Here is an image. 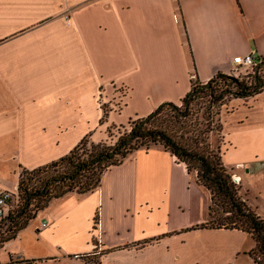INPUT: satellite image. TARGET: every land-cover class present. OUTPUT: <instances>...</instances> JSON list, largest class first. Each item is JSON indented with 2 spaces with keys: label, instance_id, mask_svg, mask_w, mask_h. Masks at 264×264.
<instances>
[{
  "label": "crops",
  "instance_id": "0c3cea01",
  "mask_svg": "<svg viewBox=\"0 0 264 264\" xmlns=\"http://www.w3.org/2000/svg\"><path fill=\"white\" fill-rule=\"evenodd\" d=\"M252 50L264 57V0H0V158L12 164L0 171V188L18 189L20 168L66 155L89 132L100 142L107 126L124 117H146L165 102L180 105L193 79L228 74L233 57ZM259 96L262 113L252 116L261 97L231 101L246 103L244 131L264 129V93ZM104 102L112 110L102 122ZM261 160L248 171L263 172ZM9 175L16 177L12 186ZM233 175L243 189V176ZM240 194L248 203L249 191ZM208 218L207 190L156 145L111 166L94 190L53 198L1 249L27 237L28 247L10 250L9 259L259 264L250 253L251 233L193 228ZM204 230L248 234L254 243L197 236Z\"/></svg>",
  "mask_w": 264,
  "mask_h": 264
},
{
  "label": "trees",
  "instance_id": "16d2710c",
  "mask_svg": "<svg viewBox=\"0 0 264 264\" xmlns=\"http://www.w3.org/2000/svg\"><path fill=\"white\" fill-rule=\"evenodd\" d=\"M245 71L254 73L253 80L250 77H234L221 72L206 83L193 79L191 89L182 102L190 109L192 103L205 93H208L215 103H222L228 97L246 99L261 93L264 88V85L260 88V84L264 83V57L253 71ZM222 83L233 84L236 89L223 88ZM180 110L176 103H162L150 115L131 119L132 129L122 135L114 145L95 143L91 140L90 133L59 159L32 170L23 168L18 182V196L9 205L10 210L6 218L9 222L6 229L9 234L0 233L3 243L1 247L5 242L16 238L30 220L36 217L37 212L45 208L53 198L71 191L87 193L94 190L100 185L104 172L111 166L121 164L133 151L141 147L149 148L153 143L162 144L179 161L185 163L190 173H196L197 182L211 192V218L193 228H236L251 233L256 247L250 253L259 264H264V218L242 198L240 182L224 166L221 155L209 145L201 144V140L199 142L196 139L195 143H189L163 126L160 118L164 113L170 111L180 117ZM107 115L109 114L105 110L102 122ZM156 122L159 124L155 125ZM217 130L222 132V123ZM87 144H91V147ZM36 177L41 178L39 185L32 182ZM216 205L229 215L213 217ZM30 263L31 260L25 261V264ZM6 264L22 262L12 261Z\"/></svg>",
  "mask_w": 264,
  "mask_h": 264
},
{
  "label": "rangeland",
  "instance_id": "374dc122",
  "mask_svg": "<svg viewBox=\"0 0 264 264\" xmlns=\"http://www.w3.org/2000/svg\"><path fill=\"white\" fill-rule=\"evenodd\" d=\"M228 75L234 77H240V78L250 77V79L253 80L252 78L254 73L247 72L241 69L239 71H230ZM263 85L264 83H261L260 88ZM221 87L223 88L230 87L231 89H236V86H234L233 84L227 85L222 83ZM261 93H264V88ZM261 93L254 96L256 99H259V97H261V99L254 101V107L250 108V112H251L250 116L256 115L257 113L260 114L262 113L261 107L263 106V101H262L263 96H259ZM233 99H234L233 97H228L222 103H215L211 99L210 95L208 93H205L202 94L201 97L198 98L194 103H192V107L190 109L187 108L185 104L182 102L179 105L182 116L177 117L172 112L167 111L166 113H164V115L161 116L160 119L163 126L167 128L168 131L172 132L174 135H177L181 139L183 138V140L189 143H195L196 139H198L199 142L201 140L200 142L201 144L205 143L209 145L216 153L221 155L223 164L227 168L229 173L234 174L236 172H240V174L243 176V181H244L242 182L243 189L240 188V192L244 194L246 191H249V195L245 197L248 200L249 206L255 209L256 212L261 217L264 218V171L263 172L257 171V173L254 174L253 172L250 173L248 171L252 163L256 161L257 158L264 159V129L259 132L244 131V129H242L241 122L246 120L245 115H247L248 108H246L247 106H245L246 103L243 102L238 103L237 101H235L234 103L231 102ZM104 103H105V107H104L105 110L108 112V114H110L112 110L111 103L110 102H104ZM218 109H220L219 115H218ZM105 117L106 118L104 119V121H109V115ZM131 119L133 118H130L128 120V117H124L123 122L121 123L114 122L109 126H107L105 131L106 139H103L100 142H105L109 145L116 144L122 135L129 133V131L132 129V123H130ZM220 123H222L223 126L222 132H219L217 130V127L219 126ZM156 124H159V122H156L155 125ZM88 134H90V132ZM87 145L88 147H91V144H87ZM156 145L163 146L162 144L151 143L149 148ZM141 148H146V147H141ZM240 161L243 162V165L237 164ZM261 161H262L261 166H264V160ZM11 167L12 164L10 162L5 163V161L0 158V171H2V173H4L3 171L10 170ZM19 170L20 172L22 171L21 168ZM193 173L196 175L195 172ZM238 177L240 178V176ZM5 178H6L5 179L6 183L12 186V184L14 183L13 180H15L16 177L14 178L13 176L9 175ZM19 178H20V173H19ZM40 181L41 178L36 177L32 182L34 183V185H39V183H41ZM206 190L209 195V205H210L212 203L211 192L208 189ZM71 192H77V191H71ZM216 208L217 209L214 210L213 217L216 218L219 216L223 217L229 215L226 212H224L220 206L216 205ZM6 217H8V215ZM6 217L3 218L0 222V233H4V235L9 234L6 230L9 224V222L6 221L7 220ZM210 218L211 217L209 214L208 220ZM38 223H39L38 218L33 219L31 221L30 230L27 231V233L31 232V237L34 236L32 232V228ZM195 233L196 232H192V231L189 232V234H195ZM196 234L197 236L200 235L202 238H206L208 240L216 237H223L227 239V237L234 236L244 245L254 243L252 236L248 234H236V233L232 234L231 232H229V234H225L223 232L219 233L211 230H204L203 232H199ZM26 239L28 238L24 237L22 241L19 239L14 241L9 245V247L5 248L6 251H3V249H1L3 243L1 241V236H0V262H5L9 259L8 253L10 250L12 251L18 250L16 248H21V246L28 247ZM31 247L33 246L31 245ZM80 255L81 254L77 256ZM243 259L244 258L241 256L240 260ZM214 260L215 259L211 261L210 259L209 263L211 262V264H216L214 263L215 262ZM12 261H20V263L22 262V264H25L26 260H23L20 256L16 257L12 255L7 263H10Z\"/></svg>",
  "mask_w": 264,
  "mask_h": 264
},
{
  "label": "built area",
  "instance_id": "2783aa9c",
  "mask_svg": "<svg viewBox=\"0 0 264 264\" xmlns=\"http://www.w3.org/2000/svg\"><path fill=\"white\" fill-rule=\"evenodd\" d=\"M262 60L263 57L259 56L258 53L254 50L243 55H236L232 59L231 71L240 69H250L251 71H253L254 68L258 67L261 64ZM17 196V188L14 190L0 188V222L9 214V205L17 198ZM44 225H46V223H44Z\"/></svg>",
  "mask_w": 264,
  "mask_h": 264
},
{
  "label": "water",
  "instance_id": "95a60500",
  "mask_svg": "<svg viewBox=\"0 0 264 264\" xmlns=\"http://www.w3.org/2000/svg\"><path fill=\"white\" fill-rule=\"evenodd\" d=\"M235 176V175H234Z\"/></svg>",
  "mask_w": 264,
  "mask_h": 264
}]
</instances>
